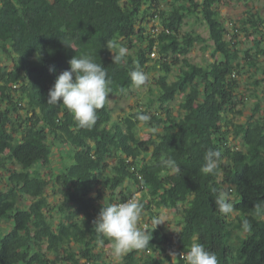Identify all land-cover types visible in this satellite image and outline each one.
Masks as SVG:
<instances>
[{"label":"trees","instance_id":"trees-1","mask_svg":"<svg viewBox=\"0 0 264 264\" xmlns=\"http://www.w3.org/2000/svg\"><path fill=\"white\" fill-rule=\"evenodd\" d=\"M225 1L0 0V54L11 60L0 63V172L7 177V188L0 190V264H116L104 254L112 242L94 230L93 221L102 205L130 197L143 204L139 227L150 241L119 264H184L181 253L193 238L215 253L218 264H264V216L255 210L264 205V87H257L264 82L257 76L260 70L264 76L258 66L264 18L247 9L230 35L218 9ZM189 17L206 24L207 38L181 31ZM150 20L161 24L155 37L147 32ZM238 31L254 35V51L240 48ZM110 42L114 54L124 46L134 50L114 63ZM196 43L211 47L207 64L189 58ZM154 48L152 68L162 70L151 89L156 98L123 117L113 120L106 102L87 130L63 104L47 102L73 56L86 54L101 63L110 94H120L134 86L133 70L148 69ZM245 65L254 100L246 119L234 123L230 116L241 114L243 102L236 75ZM178 96L174 112L169 105ZM138 114L150 120L141 122ZM62 147H70L71 161L55 169L52 156ZM209 149L222 153L220 177L200 171ZM169 158L179 171L162 164ZM219 191L233 194L234 215L219 212ZM57 195L61 201L51 204L49 197ZM24 197L27 204L20 202ZM162 208L180 215L174 240L162 225L154 229ZM7 220L11 226L3 232Z\"/></svg>","mask_w":264,"mask_h":264},{"label":"clouds","instance_id":"clouds-1","mask_svg":"<svg viewBox=\"0 0 264 264\" xmlns=\"http://www.w3.org/2000/svg\"><path fill=\"white\" fill-rule=\"evenodd\" d=\"M114 47L115 42H110L107 48L112 52ZM127 54V48L120 47L118 53L113 55V62L120 63ZM36 59H40L39 51ZM68 64L70 67L56 77L49 89L47 102L53 105L63 104L80 128L91 130L97 122L98 110L105 106L111 93L107 79L108 73L101 63L95 62L91 56L86 54L79 57L73 56ZM130 76L137 88L148 82V75L139 68L133 70ZM138 120L147 122L150 116L138 114ZM151 131L156 133L157 129L153 128ZM204 160L205 163L200 169L202 174L216 177L222 175L223 157L220 150L209 149ZM162 164L173 171H179L176 161L171 158L163 161ZM215 204L219 212L225 216L233 212V204L224 191L216 194ZM255 210L256 215L264 216V205L257 204ZM142 211L143 204L138 199L109 203L102 205L97 218L93 221L94 230L112 242V255L116 264H119L129 252L143 250L149 245L148 234L139 227ZM165 222L167 220L164 214L153 218L152 221L154 229ZM243 229L246 232L250 231L247 220L243 221ZM103 243V239L98 241L99 246ZM181 259L184 264H218L215 253L207 250L196 238H193L188 251L181 253Z\"/></svg>","mask_w":264,"mask_h":264},{"label":"rangeland","instance_id":"rangeland-1","mask_svg":"<svg viewBox=\"0 0 264 264\" xmlns=\"http://www.w3.org/2000/svg\"><path fill=\"white\" fill-rule=\"evenodd\" d=\"M218 9L221 13L222 19L227 27V29L230 31V35L233 34L235 27L238 28L240 26L239 19L244 15L245 11L247 9H251L253 12L259 13L264 18V0H226L225 2H219L218 3ZM146 28L147 32L155 35L161 30V24L159 20H150L148 23L146 22ZM195 30L198 33H200L203 37L207 38L208 36V30L206 24L201 19H195L194 17H189L185 19V23L183 24V27L181 29L182 32L185 31H192ZM239 35L237 39L240 40L239 46L240 48L245 49L247 47H250L251 45V35L250 36H244L242 32H239ZM230 35H227L229 37ZM135 44H138L137 41H135ZM131 45V44H130ZM262 46V45H261ZM127 48L126 46H124ZM134 50V48H127L129 52ZM152 51H155V56H153L150 53V57L152 58L150 62L148 63V69H145L144 72L148 75V82L146 85L141 86L137 88L136 86H132L130 89L126 90L123 93L120 94H109V97L107 99L108 105L112 110L113 120L119 119L129 113L130 111L137 108V106L146 104L148 99L156 98V91L151 92V89H156V79L158 78L159 74L162 73V70L159 68H152V66L155 63V59L158 57L157 49L154 48ZM211 47L204 48L202 43H196L194 47L192 48L191 52L189 53V58L192 62L196 64H207L212 58L210 55ZM243 54V53H242ZM264 56V54L262 55ZM0 63L11 65V60L7 59V56L5 54H0ZM152 68V69H151ZM261 72V70H260ZM252 73H246V65L244 69L240 70V74L236 75L240 81V88L238 90L239 96L243 100V102L239 105V109L241 111V114H233L230 117H232V120L234 123L244 121L248 114H250L251 107L253 104V86H255L254 81L252 78H249ZM175 69L170 73V80L175 79ZM259 79L264 78L263 75L259 74L257 75ZM257 77V78H258ZM253 85V86H252ZM258 90L262 89L264 87V82H261V85L257 86ZM182 97L178 96L176 99L170 103L169 107L172 108V110L175 112V110L179 109L178 104L181 102ZM152 109L158 110V104L156 101H153L152 103ZM232 138V136H231ZM233 143L243 147L240 140L233 139ZM63 148V147H62ZM64 147L62 151L57 152L56 156H52V159L54 160L52 163V167L55 169L61 166V163L69 164L71 161V158L69 157L68 147ZM61 158V159H60ZM63 167V166H62ZM43 169V172L45 175L47 171ZM7 188V177L4 172H0V190H5ZM51 188V187H50ZM48 189L49 191L51 189ZM132 193H134V196H139L140 191L132 189ZM230 198H233V194L229 195ZM29 197L20 198L21 204H27L29 201ZM61 196H50L49 202L53 204L54 202H60ZM159 214H164L167 222L161 224L163 228V233L166 234L171 240H174L177 234L180 230V215L175 214L171 209H159ZM235 212H232V215H234ZM11 226L10 220H7L3 223L2 231L5 232L9 227ZM107 260H114V257L112 255V248L106 249L104 252ZM115 261V260H114Z\"/></svg>","mask_w":264,"mask_h":264},{"label":"crops","instance_id":"crops-1","mask_svg":"<svg viewBox=\"0 0 264 264\" xmlns=\"http://www.w3.org/2000/svg\"><path fill=\"white\" fill-rule=\"evenodd\" d=\"M251 39H252V41H251V45H250V47H253L252 48V51H254V48H255V45H253L254 44V41H253V39H254V35H251ZM261 47H264V42H262L261 43ZM250 47H247V48H250ZM246 48V49H247ZM253 53V52H252ZM263 54H261L259 57H258V59H259V62H258V66L260 67V68H262V69H264V56H262ZM248 69V65H246V70ZM258 74H261L262 75V72H260V71H258ZM259 92H261V89L259 90Z\"/></svg>","mask_w":264,"mask_h":264},{"label":"built area","instance_id":"built-area-1","mask_svg":"<svg viewBox=\"0 0 264 264\" xmlns=\"http://www.w3.org/2000/svg\"><path fill=\"white\" fill-rule=\"evenodd\" d=\"M151 54H152L153 56H155L156 53L153 51ZM130 199H133V197H130V198H128L127 200H130ZM127 200H126V201H127Z\"/></svg>","mask_w":264,"mask_h":264}]
</instances>
